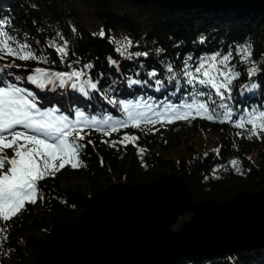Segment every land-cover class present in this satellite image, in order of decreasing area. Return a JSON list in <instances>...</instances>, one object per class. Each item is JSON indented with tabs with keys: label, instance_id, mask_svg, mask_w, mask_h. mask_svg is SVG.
<instances>
[{
	"label": "trees",
	"instance_id": "1",
	"mask_svg": "<svg viewBox=\"0 0 264 264\" xmlns=\"http://www.w3.org/2000/svg\"><path fill=\"white\" fill-rule=\"evenodd\" d=\"M79 6L91 12L100 29L89 30L80 21ZM261 16L201 7L170 9L153 1L0 0V20L6 22L0 30L13 37L9 45L19 53L10 55L0 44V87L26 90L21 94H27L38 108L41 105L35 96L43 92L50 101L43 108L55 109L57 115L74 117L82 112L84 119H109L105 126L79 130L83 139L78 142L84 145L79 150L81 166L65 165L38 180L36 202H26L8 221L0 219V264H34L52 227L78 219L90 197L118 182L145 184L175 174L193 201L223 202L235 193L264 189V131L260 127L264 121L255 120L258 134L250 132L253 125L248 123L253 113L258 116L264 111ZM116 34L129 38L130 51L120 49ZM58 48H64L67 55ZM28 51L34 58L22 60ZM229 52L231 99L221 101L216 95L213 99L227 105L231 119L218 106H212L216 112L211 120L207 113L196 115L194 98L199 102L205 98L195 92L207 89L198 83L188 85L184 73L199 75L195 68L202 60L210 62L213 55ZM246 52L251 56L243 59ZM212 67L215 74V67L223 66ZM37 68L52 73L82 71L83 75L75 88L73 81L60 86L55 79L42 87L28 80ZM250 68L256 69L252 77ZM153 70L155 77L149 76ZM237 72L239 76H235ZM90 83H97V88L91 89ZM223 91L227 97L229 91ZM116 101H147L158 110L192 104L193 110L188 119L159 122L157 118L158 122L142 123L140 128L129 121L112 131V119L127 118ZM241 121L244 128L239 127ZM132 137L137 139L132 141ZM189 216L187 211L177 219L182 222ZM171 264H264V248L208 257L189 255Z\"/></svg>",
	"mask_w": 264,
	"mask_h": 264
},
{
	"label": "water",
	"instance_id": "2",
	"mask_svg": "<svg viewBox=\"0 0 264 264\" xmlns=\"http://www.w3.org/2000/svg\"><path fill=\"white\" fill-rule=\"evenodd\" d=\"M131 1L135 3L153 1L170 9L201 7L226 11L258 12L262 14L261 18L264 17V0ZM131 192L138 195L137 203L132 205L135 207L133 210L137 213V218L132 214V218L128 219V215L130 216L128 207L125 211L122 210V207L129 202L118 197L121 194L126 196ZM103 201L108 202L107 204L104 202L102 205ZM112 202H116L117 205L110 206ZM200 204H212L215 208L220 209L209 208L207 218L204 216L197 218L193 206ZM89 205L92 206L91 210ZM187 211L190 212L189 218L183 220L177 230L170 229L177 217ZM89 212L91 214L88 217ZM143 217L152 219L155 227L157 225L166 234L179 236L181 240H178L179 245L174 239L169 243V247H165V251L162 246L159 247L151 241L149 228L145 229L148 233H143L138 229L139 234L136 230V221L139 220L138 223L141 224L140 219ZM204 224L209 229L203 228ZM62 231L68 232V237H66L68 240L63 243L65 246L63 245L62 252L58 254L56 264H171L181 257L189 255L208 257L238 252L243 249L264 248V189L253 194L249 192L235 193L226 201L215 202L213 200L193 201L185 183L180 176L175 174H166L145 184L128 185L122 182L111 184L99 194L88 199L86 209L78 219L50 229L34 264H38V262L46 264V257H41L44 247L49 245L46 253L48 255ZM196 232L200 233L202 239L216 238L219 235L220 241L209 247L202 244V241L201 244L193 243L194 237L191 235ZM52 235V240L48 244L47 241ZM207 235L209 236L207 237ZM222 239L229 245L221 246L218 242L222 243ZM62 240L61 242H63ZM146 245L152 250L146 248ZM145 249L151 251L147 253ZM139 253L141 254L138 255Z\"/></svg>",
	"mask_w": 264,
	"mask_h": 264
},
{
	"label": "snow or ice",
	"instance_id": "3",
	"mask_svg": "<svg viewBox=\"0 0 264 264\" xmlns=\"http://www.w3.org/2000/svg\"><path fill=\"white\" fill-rule=\"evenodd\" d=\"M6 23L0 20V26ZM104 36V32H101ZM0 44L10 55H18V51L14 50L9 41L13 39L7 32L0 30ZM58 52L67 55L64 48H58ZM120 51V49H117ZM137 56H147V53H136ZM232 53L220 54L217 53L210 58V62L202 60L195 68V75L192 72H185L184 75L189 77L187 79L188 85H203L207 91H196L195 96L204 97L203 102L193 100L195 103V113H207V119L214 118L216 108L218 106L224 110L223 115L231 119V114L225 103H218L213 99V95L219 96L221 101L231 99L230 89L228 85L231 83L232 71L228 67V62ZM251 56V52H246L243 59ZM219 57V59H218ZM22 60L33 59L34 55L28 51L25 55L20 57ZM114 63V62H113ZM213 64L223 67H215L213 74ZM207 65V66H206ZM86 67H91L87 65ZM227 69V71H225ZM171 70V66H169ZM256 74L255 68L248 69L249 77ZM83 75L82 71L72 72H57L52 73L48 70L37 68L34 75H30L28 80L34 84H40L42 87L53 80H58L60 86H64L69 81H73L71 86L75 88L79 78ZM240 73H235L239 76ZM149 76L155 77L156 72L153 70ZM203 76V78H200ZM218 77H222L218 79ZM138 83V81H129V84ZM158 86H162L160 80H156ZM91 89L97 88V83L89 84ZM83 90L84 84H80ZM257 87L252 84V88ZM214 90V92L212 91ZM228 90L229 95L225 96V91ZM20 88H6L0 87V153L4 149L13 150V155L7 157L0 154V219L8 221L10 216H15L16 213L24 207L25 202L35 203L37 194V181L43 179L49 174L63 169L65 165H70L72 168L81 166L78 162L79 150L84 147L78 141L83 139L79 131L74 130L73 122L65 115H55V109L41 111L33 99H29L27 94H21ZM115 104L121 106V111L127 116L126 121L117 120L112 126V131L118 130L115 125L120 127L127 126L128 122H132V126L140 128L142 123H156L163 122L167 118L169 122L172 119H188L193 110L192 104L185 105H167L162 106L164 110H157L156 106L145 101L143 104H132L130 102L116 101ZM139 109H147L142 111ZM84 113L78 112L76 114V123H80ZM260 119L264 121V111H261L257 116L255 113L248 119V123L253 127L250 129L252 134L257 133V126L255 120ZM91 123L95 124V117L92 118ZM103 124H109V119L102 121ZM20 126L23 130H18ZM239 127L244 128L243 121L239 123ZM261 130L264 131V124H261ZM72 129V130H70ZM10 137L11 139H6ZM129 137L125 136V140ZM132 141L137 139L131 138ZM20 141H24L21 143ZM91 143V141H88ZM115 146V145H114ZM57 161L59 162L57 164ZM234 166L237 161H232ZM239 171V167H237Z\"/></svg>",
	"mask_w": 264,
	"mask_h": 264
},
{
	"label": "bare ground",
	"instance_id": "4",
	"mask_svg": "<svg viewBox=\"0 0 264 264\" xmlns=\"http://www.w3.org/2000/svg\"><path fill=\"white\" fill-rule=\"evenodd\" d=\"M122 195V194H121ZM121 195H119V197L118 198H120L121 200L122 199H125V200H127L128 202H129V204H125V205H123V209L122 210H126V207H128V214H130V216L128 215V219H131L132 218V214H133V217H135V218H137V213L135 212V210H133V209H135V207H133L132 205L133 204H135V203H137V199H138V195L136 194V193H134V192H131L130 194H127L126 196H121ZM119 201V200H118ZM106 203L107 204V202L106 201H103L102 202V205H104L103 203ZM120 202V201H119ZM125 202V201H124ZM90 204H92V203H90ZM117 205V203L116 202H112V203H110V206H116ZM223 207H225V206H223ZM89 208H90V210H91V208H92V206H90L89 205ZM217 209V210H219L220 208H215L212 204H208V205H205V204H200V205H197V206H193V209L195 210V212H196V214H197V218L198 217H200V216H204V217H206L207 218V212H208V209ZM89 210V211H90ZM123 211V212H124ZM131 211V212H130ZM125 213V212H124ZM90 212H89V214H88V217L90 216ZM87 215V214H86ZM238 216H240V215H238ZM136 220V219H135ZM141 221H142V223L140 224V223H138V221H136V224H137V227H136V230H137V232L139 233V231H138V229H140V230H142L143 231V233H148V232H151V234H149V236L152 238L151 239V241L152 242H154L155 244H157V245H159V247H163V249H165V251H166V248L167 247H169V243L170 242H172L174 239H175V241H177V245H179V242H178V240L179 241H181L180 240V237L179 236H177V237H175V236H172V235H168V233L166 234V232L165 231H162L161 229H159L158 228V226L156 225V227H155V224H153V222L151 221L152 219H149V218H147V217H143V218H141L140 219ZM152 222V223H151ZM229 222V221H228ZM135 224V225H136ZM230 224H231V222H230ZM205 225V227H203V228H206V224H204ZM190 226V225H189ZM192 226V225H191ZM210 226V225H209ZM202 227H200V228H202ZM149 228V231L148 232H146V230ZM210 228H211V226H210ZM146 229V230H145ZM206 229H209V228H206ZM213 229V228H212ZM204 231H205V229H203ZM184 231H186V230H184ZM184 231H183V233H184ZM207 231H209V230H207ZM140 234V233H139ZM136 235H138V234H136ZM205 236V235H204ZM209 235H207V237H208ZM52 237H53V235L51 236V238L47 241L48 242V244H50V242H51V240H52ZM66 237H68V232H66L65 233V231H62V233L56 238L58 241L56 242V244L55 245H52V248H51V251L49 252V254L48 255H46V253H47V251H48V246L49 245H45V247H44V251H43V254H42V256L41 257H46V264H56V258H57V256H58V254L60 253V252H62V249H63V245L65 246V244H63L64 242H65V240L67 241L68 240V238H66ZM191 237H194V240L192 241L193 243H200L201 244V241H202V244H204L205 246H207V247H209V246H212L214 243L216 244L217 243V241H220V236L218 235V236H216V238H213V237H208V238H204V239H202L201 237H200V233L199 232H196V233H194V234H192L191 235ZM191 237H190V239H191ZM61 239H63L62 241L63 242H61ZM222 241V243L221 242H218V243H220L221 244V246H225V245H229V243H227V242H225L223 239L221 240ZM53 243V242H52ZM165 245V246H164ZM176 245V244H175ZM183 245V244H182ZM166 247V248H165ZM146 248H149V249H151L149 246H147L146 245ZM149 249H145V252H147V253H149L150 251H149ZM164 251V250H163ZM165 253H167V252H165ZM141 253H139L138 255H140ZM149 255V254H148ZM147 255V256H148ZM149 258H150V256H149ZM38 264H42V262H38Z\"/></svg>",
	"mask_w": 264,
	"mask_h": 264
},
{
	"label": "rangeland",
	"instance_id": "5",
	"mask_svg": "<svg viewBox=\"0 0 264 264\" xmlns=\"http://www.w3.org/2000/svg\"><path fill=\"white\" fill-rule=\"evenodd\" d=\"M78 10H79V18L81 19L80 21L83 22V24H85L89 30H92V31H95V30H98L100 29V23L99 21L91 14V12L81 6L78 7ZM76 17H73L72 20H75ZM115 39H116V42L118 43V45L120 46V49L124 52H128L130 51V48H131V43H130V40L129 38L126 36V35H121V34H116L115 35ZM45 97L43 98H39V100L41 102H43V104L45 103L44 100ZM139 110H142V111H145L147 112L148 110L147 109H139ZM7 155L8 156H11V152H7ZM26 203V202H25ZM25 205V204H24ZM178 218V217H177ZM189 218V217H188ZM187 218V219H188ZM177 222L173 223L171 226H170V229L172 230H177L179 228V220L176 219ZM179 222V223H178Z\"/></svg>",
	"mask_w": 264,
	"mask_h": 264
}]
</instances>
